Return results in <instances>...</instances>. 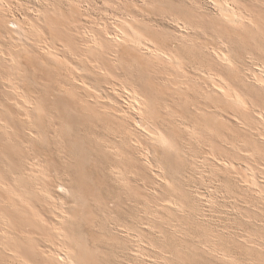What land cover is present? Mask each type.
<instances>
[{
    "label": "rangeland",
    "instance_id": "374dc122",
    "mask_svg": "<svg viewBox=\"0 0 264 264\" xmlns=\"http://www.w3.org/2000/svg\"><path fill=\"white\" fill-rule=\"evenodd\" d=\"M214 1L0 5V264H61L48 255L64 244L76 264H264V87L252 75L264 65V0H227L248 18L240 28L225 24ZM128 13L198 81L178 89L185 76L175 65L119 41ZM222 39L239 77L206 49ZM199 64L224 72L251 110L207 100ZM124 86L151 100L143 117L173 148L148 135ZM247 167L259 196L243 182Z\"/></svg>",
    "mask_w": 264,
    "mask_h": 264
},
{
    "label": "bare ground",
    "instance_id": "6f19581e",
    "mask_svg": "<svg viewBox=\"0 0 264 264\" xmlns=\"http://www.w3.org/2000/svg\"><path fill=\"white\" fill-rule=\"evenodd\" d=\"M215 4L217 5L220 14H221V18L224 20L226 25H229L233 28H240L243 27L244 25L247 24L248 22V18H246L242 11H239L235 6H233L232 4H230L227 0H215L214 1ZM213 2V3H214ZM6 2L5 0H0V5L1 6H5ZM128 18L120 21V35L122 36V42H125V44L128 45H132V46H145L146 49L149 51V53H154L157 57H159L160 60H164L166 62H170L171 64L175 65L177 67V69L185 76V77H180L181 79H179V82H177V87L178 89H186L188 88V86H186V80H191V81H195V79L193 78V76H189L191 73H189V70L186 68L185 66V59L181 58L177 53L171 51V50H164L163 48H161L160 46H154L151 45L150 42V38L146 37L145 31L148 29L147 26L142 27L141 25L137 24V19L135 17L134 14L128 13ZM141 18V17H140ZM251 21V20H250ZM176 23V22H175ZM224 24V26H226ZM33 24H31L32 26ZM185 26V25H184ZM24 27V26H23ZM118 27V25H117ZM182 27V26H181ZM34 30V28H31ZM119 29V28H118ZM36 31V29L34 30ZM85 33H87L84 30ZM19 33V32H18ZM21 34V33H20ZM88 35H90L89 33H87ZM86 34V36H87ZM19 35V34H18ZM17 36V35H16ZM22 36V35H21ZM19 37V36H18ZM88 37V36H87ZM90 38V37H89ZM93 38V36H92ZM97 38V37H96ZM110 38L111 35H110ZM114 38V35H113ZM221 38V37H220ZM96 40V39H95ZM117 40V39H116ZM115 41V40H114ZM95 43V42H94ZM93 44V43H92ZM91 44V45H92ZM195 46V44H194ZM228 44L226 43V41H224L223 39L220 41V44L218 46H212V47H208L206 46V49H210V53L217 61L216 63H219L220 65H222L224 67V70H230L232 73H234V76L239 77L240 74V68H239V64L236 61L235 57H234V53H232L229 48H228ZM205 49V50H206ZM53 50V49H52ZM54 51V50H53ZM235 51V50H234ZM49 52V51H48ZM51 55V54H50ZM210 55V56H211ZM247 56V55H246ZM251 58V56H250ZM188 60V59H187ZM249 60V59H248ZM252 60V59H251ZM250 60V61H251ZM59 61V60H58ZM241 61V60H240ZM256 61V60H255ZM188 63V62H187ZM251 65V64H250ZM254 65V64H253ZM256 65V64H255ZM257 67V66H254ZM219 68V67H218ZM259 71H255L252 72L253 78L254 80H256L258 82V84L262 87H264V65H261L259 67ZM100 70V69H99ZM192 70V69H191ZM194 70H196L203 79H205L207 81V92L208 94H210V96L207 97L216 100L217 103H227L230 106H233L235 108H237L238 110H242L244 114H247L251 109H250V104L248 102V100L246 99V97L243 95V93H241L237 88L234 87V85L228 80V78L225 76L224 72L215 69L213 66H209L206 67L204 64H199L194 66ZM246 70V69H245ZM249 71V70H248ZM196 72V73H197ZM246 73V72H245ZM189 74V75H188ZM244 76V75H243ZM245 78H247L245 76ZM198 81V78L195 82ZM253 81V80H252ZM78 82V81H77ZM123 87V86H122ZM125 90L128 92V94L131 97V101H133L134 103V107L136 108L135 110L137 111L138 115H139V123L144 127V129L147 131L148 135L152 138L153 141H155L156 143H158L159 145H161L162 147L168 149H171L174 147V141L173 139L164 131H162L159 127L155 126L154 124H152L149 121H146V119L143 117L144 114L146 112H150V107L151 106V100H146L142 94L139 93V91H137L134 88H130L127 86H124ZM19 90V88H18ZM123 91V90H122ZM24 92V91H23ZM21 93V92H20ZM26 93H22L21 95H23V101L25 103H27L28 108H37L38 107V103L36 101H34V99L24 95ZM205 94V93H204ZM207 96V95H206ZM157 103V101H156ZM132 104V105H133ZM154 105V104H153ZM195 105V104H194ZM158 106V105H157ZM27 108V109H28ZM195 108V107H194ZM210 109V108H209ZM197 110V109H194ZM166 111V110H165ZM257 114V112H255ZM174 115V114H173ZM172 115V116H173ZM258 116L259 118L263 121L264 123V111H259L258 112ZM137 117V116H136ZM169 117V116H168ZM181 117V116H180ZM211 118V117H210ZM216 118V117H215ZM234 118V117H233ZM183 119V118H182ZM237 120V119H236ZM151 121V120H150ZM188 121V120H187ZM185 126V125H184ZM205 127V126H204ZM194 128L196 127H192L193 131ZM201 128V126H200ZM253 130V129H252ZM256 132V131H255ZM258 134V133H257ZM262 135V134H261ZM205 136V135H204ZM254 136V135H253ZM260 136V135H259ZM190 138V137H189ZM197 138V137H196ZM244 138V137H242ZM262 138L264 139V135L262 136ZM239 139V138H238ZM195 141V140H194ZM231 142V141H230ZM229 142V144H230ZM243 143V142H241ZM190 147V146H189ZM163 150V149H162ZM238 150V149H237ZM207 151V150H206ZM239 151V150H238ZM244 152V151H243ZM251 152V151H250ZM242 153V152H241ZM260 153V151H259ZM258 154V152H257ZM263 154V153H262ZM142 155V154H141ZM211 155L214 156L213 153H211ZM261 155V154H260ZM224 157V156H223ZM143 158V157H142ZM198 158V157H197ZM212 158V157H211ZM225 159V158H224ZM214 160V158H213ZM218 160V159H217ZM151 161V160H150ZM194 161V160H193ZM216 161V160H215ZM227 161V160H226ZM218 162V161H217ZM223 162V161H222ZM228 163V165H230V162H225V165ZM245 165V164H244ZM258 166V165H257ZM40 167V166H39ZM162 167V166H161ZM230 167V166H229ZM260 167V166H259ZM216 168V167H215ZM238 168V167H237ZM31 169V168H30ZM231 169V168H230ZM44 170V169H43ZM32 171V170H30ZM39 172V170H38ZM44 172V171H43ZM36 173V172H35ZM40 173V172H39ZM38 174V173H37ZM245 174V184H247L250 187H253L254 189H256L255 191L258 192L259 194H262V191L260 188H258L259 183H258V179L257 175H256V171L251 168V167H247L246 168V173ZM238 175V174H237ZM44 176V175H43ZM29 177V176H28ZM240 178V177H239ZM238 180V179H237ZM261 181V180H260ZM237 182V181H236ZM263 183V182H262ZM240 184V183H239ZM243 184V183H242ZM35 184V187L37 188V185ZM5 188L8 190V192L14 196H18V197H25V195H22L21 192L17 193L18 191H16L14 188H12L11 186H8L7 184L4 185ZM46 187V186H45ZM35 188V189H36ZM263 191H264V187ZM24 189V188H23ZM38 190L40 188H37ZM249 189V188H248ZM41 190V189H40ZM45 191V192H44ZM42 189L41 192L46 193V190ZM257 192H253V193H257ZM49 195V194H48ZM50 196V195H49ZM263 198V197H262ZM261 200V199H260ZM263 200V199H262ZM172 202L174 204H177L175 200H172ZM171 202V203H172ZM258 202H260L258 200ZM247 204V203H246ZM259 204V203H258ZM12 205L15 208H19L18 205L15 203V201L12 202ZM171 205V204H170ZM249 205V204H248ZM253 205V204H252ZM255 205V204H254ZM262 205V204H261ZM260 205V206H261ZM258 206V205H257ZM249 207V206H248ZM254 207V206H253ZM175 209V208H174ZM179 209V208H178ZM177 209V210H178ZM58 210V209H57ZM56 210V211H57ZM62 210V209H61ZM60 213H63L60 211ZM0 216H2V213H0ZM67 214L64 213L61 218L59 219V222H63L66 220L67 218ZM34 221H36L37 223L40 222V217L38 216V214H34ZM9 226V224H8ZM55 230L56 234H58V236L64 237V239H66L67 235L65 233V230L61 227V226H57L54 225L52 228H50V232ZM21 235H23V232H21ZM24 238H26L27 236L23 235ZM254 238V237H252ZM63 239V240H64ZM260 238H257L256 240L259 241ZM257 241V242H258ZM256 242V241H255ZM254 242V243H255ZM246 243V242H245ZM248 243V242H247ZM246 243V244H247ZM253 243V242H252ZM250 242V244H252ZM249 244V243H248ZM250 246V245H249ZM212 247V246H211ZM253 247V246H252ZM215 248V247H212ZM208 249V248H207ZM212 250V249H211ZM210 250V251H211ZM220 250V249H219ZM58 248H56V250L52 251L48 256H55L58 258V260L60 261L61 264H76V259L74 257V251L72 250V248L70 246L67 245H63V248L60 252H58ZM213 251V250H212ZM219 252V251H217ZM228 253V252H227ZM231 254V253H229ZM223 254H221L222 256ZM227 255V254H226ZM219 256V254H218ZM233 256V255H232ZM231 257V256H230ZM229 257V258H230ZM220 258V257H219ZM222 258V257H221ZM227 258V257H226ZM23 263L24 261L21 260Z\"/></svg>",
    "mask_w": 264,
    "mask_h": 264
}]
</instances>
